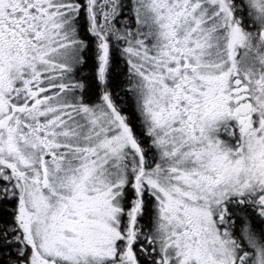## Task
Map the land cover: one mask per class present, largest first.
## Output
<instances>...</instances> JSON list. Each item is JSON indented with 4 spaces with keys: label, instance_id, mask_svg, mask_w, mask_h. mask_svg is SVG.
Returning a JSON list of instances; mask_svg holds the SVG:
<instances>
[{
    "label": "snow or ice",
    "instance_id": "obj_1",
    "mask_svg": "<svg viewBox=\"0 0 264 264\" xmlns=\"http://www.w3.org/2000/svg\"><path fill=\"white\" fill-rule=\"evenodd\" d=\"M0 264H264V0H0Z\"/></svg>",
    "mask_w": 264,
    "mask_h": 264
}]
</instances>
